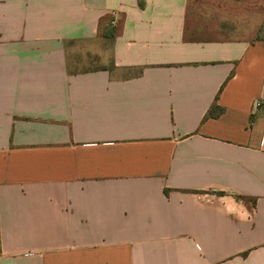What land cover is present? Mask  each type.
Listing matches in <instances>:
<instances>
[{"label": "crops", "instance_id": "obj_1", "mask_svg": "<svg viewBox=\"0 0 264 264\" xmlns=\"http://www.w3.org/2000/svg\"><path fill=\"white\" fill-rule=\"evenodd\" d=\"M263 28L264 0H0V264H264Z\"/></svg>", "mask_w": 264, "mask_h": 264}, {"label": "rangeland", "instance_id": "obj_2", "mask_svg": "<svg viewBox=\"0 0 264 264\" xmlns=\"http://www.w3.org/2000/svg\"><path fill=\"white\" fill-rule=\"evenodd\" d=\"M263 36H264V28H263ZM73 55L76 56V58L79 59L80 62H83L84 60L86 61V59L89 62V56L86 54V48L85 47H75L72 50ZM88 64V63H87ZM89 64L91 66H102L104 64H108V59L107 56L105 57H98V59L96 61H90ZM78 68H83V67H87V65H82L80 64L79 66H77Z\"/></svg>", "mask_w": 264, "mask_h": 264}, {"label": "trees", "instance_id": "obj_3", "mask_svg": "<svg viewBox=\"0 0 264 264\" xmlns=\"http://www.w3.org/2000/svg\"><path fill=\"white\" fill-rule=\"evenodd\" d=\"M104 30H105L104 35H105L107 38L111 39V38L114 37V35H115L114 28H111V27H110L109 29H107V28L105 27ZM213 109H214V108H211V110H209L207 116H213V115H215L214 112H213V111H214ZM219 111H221V108L219 109Z\"/></svg>", "mask_w": 264, "mask_h": 264}, {"label": "built area", "instance_id": "obj_4", "mask_svg": "<svg viewBox=\"0 0 264 264\" xmlns=\"http://www.w3.org/2000/svg\"><path fill=\"white\" fill-rule=\"evenodd\" d=\"M260 105H261L260 101H256L255 106L258 107Z\"/></svg>", "mask_w": 264, "mask_h": 264}]
</instances>
